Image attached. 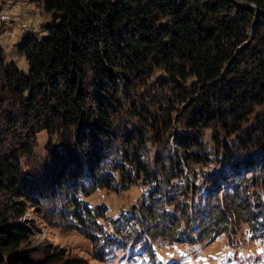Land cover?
Segmentation results:
<instances>
[{
    "label": "trees",
    "instance_id": "1",
    "mask_svg": "<svg viewBox=\"0 0 264 264\" xmlns=\"http://www.w3.org/2000/svg\"><path fill=\"white\" fill-rule=\"evenodd\" d=\"M7 1L0 0V13ZM39 1L52 22L43 27L46 38L40 40L29 33L17 45L18 54L25 57L30 67L27 76L14 61H8L0 46V196L32 202L25 191L32 181L25 177L20 162L32 155L29 147L32 135H16V129H21L18 117L22 120L24 116L26 123L22 126L30 129L42 125L49 137L63 136L60 141L65 153L60 160L70 165L55 170L58 174L52 186L60 188L61 179L73 166L79 172L78 177H87L96 189H112L118 183L125 190L126 186L120 183H129V179L133 181L131 185L156 186V193L150 194L151 206L142 209L143 219L149 220L153 227L160 212L166 209L160 205L178 209L187 204L193 190L197 191L198 184L192 189L184 183V166L190 169L194 166L193 174L202 165L207 168L224 162L234 170H252L254 163L250 159L261 153L260 169L264 173V142L251 139L264 135V114L259 117L262 122L255 123L254 118L258 108L261 112L264 109V0ZM249 4L261 11L257 13ZM24 8L28 6L20 7L21 14ZM8 28L2 24L0 34ZM157 73L166 82L163 85L169 83V89L159 91L166 95L164 101L158 102L163 97L155 92L157 98L152 99L151 105L130 109L145 130L142 141L139 138L127 144L129 139L124 138V145L116 147L120 141L111 135L116 127L114 118L125 109L124 102L130 99L134 83L138 81L136 85L147 88L150 78ZM144 92L147 91H137L140 100ZM129 104L135 105L132 99ZM180 106L188 110L182 116ZM251 125L255 132H250ZM174 129L181 157L176 156L173 162L171 154L160 153L154 160L157 165L158 161L164 163L156 168L160 171L173 162L174 181L166 189L165 182L157 178L149 161L146 162L147 157L143 159V152L135 151L134 146L140 143L143 149L151 143L158 150ZM207 131L213 139L210 152L205 142ZM8 132L13 136L9 139L12 144L2 137ZM204 151L207 153L203 154ZM82 158H89L86 171L82 161L78 165ZM75 173H70L69 179ZM111 173L119 177L117 183L112 175L106 178ZM175 181L178 194H172L175 197L165 194V190L173 189ZM242 183L251 186L253 180L243 178ZM91 193L86 192L85 196ZM247 194L240 196L237 191L238 198L234 197L227 209L218 206L207 223L202 218L199 229L203 231L202 237L221 227L227 229L223 225L227 222L225 212L241 216L240 199L256 198L249 217L253 218L251 222L258 223L257 219L263 216L264 194L250 190ZM1 201L0 198V264L57 263L59 258L55 255L40 261L32 258L23 248L27 242L25 230L13 224L16 203L5 205ZM70 214L80 220L78 214ZM97 217L103 214L97 213ZM155 232L162 236L168 230L158 228ZM185 234L194 241L189 231L176 232L172 239Z\"/></svg>",
    "mask_w": 264,
    "mask_h": 264
},
{
    "label": "rangeland",
    "instance_id": "2",
    "mask_svg": "<svg viewBox=\"0 0 264 264\" xmlns=\"http://www.w3.org/2000/svg\"><path fill=\"white\" fill-rule=\"evenodd\" d=\"M40 4L39 0L7 1L3 6V11L7 13H1L0 16V21L2 18H6V21L0 22V26L8 25L9 32L16 30L15 34L33 33L40 40L46 38L43 27L52 22V17L42 9ZM25 6L28 8H24L21 14L20 7ZM252 9L257 13L260 12L257 9ZM9 14H12L11 19ZM254 33L255 28L251 39L254 38ZM0 46L5 51L8 61L13 60L19 71L27 76L30 71L29 64L24 56L18 54L17 48L16 50L12 48L10 51V49H6L8 46ZM161 77L158 73L154 74L150 78L147 88L143 85H136L138 81L134 83L135 89L128 95L135 103L134 107L129 104L130 99L125 100L124 104L128 105L125 104V109L117 113L114 118L116 127L111 135L114 140L120 141L116 143V147L120 143L124 145V138L129 139L127 144L137 142L139 138L142 141L141 138L145 130L143 131V125L137 123L131 115L130 109L140 110L147 104L151 105L152 99L157 98L154 97L155 92L158 97H163L158 102L164 101L166 95L159 91L169 89V83L163 85L166 82H163ZM187 88H191V86H187ZM144 90L147 92L141 95L140 100V94L137 91ZM155 105L152 107L155 108ZM179 108L181 116L188 111H184V106ZM257 110L254 117L255 123L262 122L263 118L259 117L264 114V109L262 112L259 108ZM18 118L21 129H16V135L21 133L22 137L32 135L29 145L33 150L32 155L23 157L20 161L25 177L32 181L27 183V190H25L27 197L32 202L26 203L24 199L15 197L0 196V198L5 205L16 203L13 224H18L25 230L27 242L23 248L30 252L34 260L40 261L47 256L55 255L59 258L55 264H67V262L74 264H264V208L263 216L257 219L258 223L254 224L251 222L253 218L249 217L250 212H253L256 198L252 197L246 201L238 200L239 207L242 209L241 216L231 212L224 213L227 222L223 225L227 226V229L221 227L214 234H206L204 237L200 234L203 231L199 230L202 218H204V223H207L216 214L218 206L222 209L226 206L225 209H227V206L233 203V198H238L239 195H235L237 191L240 196L246 195L249 190L264 194V189H262L264 173L260 169L262 166L261 153L258 152L259 154L250 159L254 163L253 169L256 168L254 172H252L253 169L234 170L226 162L210 165L207 168H202L204 167L202 165L195 174H193L194 166L191 169L184 166V183L189 184L192 189L195 184H198L197 191L193 190L187 204H183L178 209L168 204L160 205L158 203L160 207L166 209L165 212H160L157 224L153 227L149 225V220L145 222L146 219H143L144 210L142 209L144 206L146 209L147 206H151L153 197L150 194L156 193V186H151L148 183L146 186L131 185L130 182H133L131 179L126 184L118 181L121 186H126L123 190L117 183L119 177L111 173L106 175V178L109 175H112V178L114 176L113 179H116L117 185H113L112 189H96L90 179L84 176L78 177L79 172L74 166L68 168V173L59 183L60 188H57L56 185L52 186L55 182L53 178L55 174H58V172L55 173V170L60 166H65L66 169L70 165L66 164V160L63 163H61L62 159L60 160L65 153L63 143L60 141L63 136L60 134L49 137L42 125H33L28 129L29 126H22L23 123H26L25 116L22 117V120L21 117ZM249 129L250 132H255L252 130V125ZM129 132H131V136H129ZM174 133H176L175 129L172 135L165 138L163 145L158 150L157 146L154 147L151 143H147L143 149L140 148L139 142V145L134 146L137 148L135 151L143 152V159L147 157L146 162L149 161L150 168L157 174V178L165 182L166 189L174 181L172 180L174 172L172 164L176 161V156L180 158L182 155L177 144L178 134ZM2 135L7 144H12V140H9L12 139V134L8 132ZM209 135L210 131H207L205 142L208 144L206 145L208 152L213 147V139ZM251 139L264 142V135H257ZM252 148L254 146H248V149ZM89 149L90 147L87 148V152ZM160 153L173 156V162H169V167L163 166L162 171L156 168L164 163L157 160L159 164L157 165L154 161L157 154L160 157ZM205 153L207 152L204 151L203 154ZM197 156L202 157V154L197 153ZM88 159L79 160L78 165H81L82 161L84 171H86ZM57 162L59 165L56 167ZM103 166L106 169L109 168L106 163ZM37 172L39 175L36 176ZM70 173H75V176L71 177L72 179H69ZM212 174L214 177L210 178L209 176ZM195 176L196 180H194ZM243 178L253 180V185L246 187V184L242 183ZM176 185L175 181L173 189L165 190V194L176 196L178 194L175 191ZM86 192H92V195L87 197L85 196ZM181 200L185 199L181 198ZM249 204L252 207H249ZM146 211L148 212V210ZM71 212H74L75 215L78 214L80 220L76 221L70 214ZM97 213L103 214V217L98 218ZM150 214L155 218L151 212ZM15 219L17 220L15 221ZM167 224H170V227ZM158 228L168 230V232L161 236L155 232ZM188 231L191 232L194 241L189 240L190 237L186 234L185 236L180 235L176 240L172 239L176 232L188 233Z\"/></svg>",
    "mask_w": 264,
    "mask_h": 264
},
{
    "label": "crops",
    "instance_id": "3",
    "mask_svg": "<svg viewBox=\"0 0 264 264\" xmlns=\"http://www.w3.org/2000/svg\"><path fill=\"white\" fill-rule=\"evenodd\" d=\"M10 28H8V30L1 31L0 34V45H5L6 47L8 46V48H6L7 50L10 49V51H12V48H14L16 50L17 45L22 41L24 34L22 32H20L19 34L14 32H9ZM8 59V58H7ZM13 61V60H12ZM10 62V61H9Z\"/></svg>",
    "mask_w": 264,
    "mask_h": 264
},
{
    "label": "water",
    "instance_id": "4",
    "mask_svg": "<svg viewBox=\"0 0 264 264\" xmlns=\"http://www.w3.org/2000/svg\"><path fill=\"white\" fill-rule=\"evenodd\" d=\"M249 6H250L251 8H254V9H257V10L261 11L260 8H257V7H256L255 5H253V4H249Z\"/></svg>",
    "mask_w": 264,
    "mask_h": 264
},
{
    "label": "built area",
    "instance_id": "5",
    "mask_svg": "<svg viewBox=\"0 0 264 264\" xmlns=\"http://www.w3.org/2000/svg\"><path fill=\"white\" fill-rule=\"evenodd\" d=\"M1 13H7V12H1ZM1 13H0V16H1ZM10 15V19H11V17H12V14H9Z\"/></svg>",
    "mask_w": 264,
    "mask_h": 264
},
{
    "label": "bare ground",
    "instance_id": "6",
    "mask_svg": "<svg viewBox=\"0 0 264 264\" xmlns=\"http://www.w3.org/2000/svg\"><path fill=\"white\" fill-rule=\"evenodd\" d=\"M2 21H6V18H2V20L0 22H2Z\"/></svg>",
    "mask_w": 264,
    "mask_h": 264
}]
</instances>
